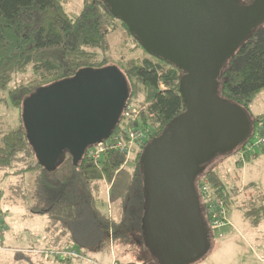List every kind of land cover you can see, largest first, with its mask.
<instances>
[{"label": "water", "instance_id": "95a60500", "mask_svg": "<svg viewBox=\"0 0 264 264\" xmlns=\"http://www.w3.org/2000/svg\"><path fill=\"white\" fill-rule=\"evenodd\" d=\"M143 50L182 71L184 111L143 148L142 230L159 264H191L210 247L197 176L251 136L242 108L216 96L217 75L249 33L264 22V0H102ZM126 80L115 66L82 68L39 87L21 119L37 161L53 170L64 152L76 164L105 140L126 105Z\"/></svg>", "mask_w": 264, "mask_h": 264}, {"label": "trees", "instance_id": "16d2710c", "mask_svg": "<svg viewBox=\"0 0 264 264\" xmlns=\"http://www.w3.org/2000/svg\"><path fill=\"white\" fill-rule=\"evenodd\" d=\"M252 1L239 0V3ZM117 23L126 32L127 39L120 46L126 51L118 53L116 62H111L113 50L109 34ZM106 66L117 67L128 88L126 105L113 132L119 127L125 110L136 108L139 113L133 123H139L150 135L147 144L184 111L179 93L182 71L147 54L126 24L113 15L102 0H83L74 16L67 13L64 0H0V105L7 103L16 110L20 120L17 128L0 129V169L12 168L24 160L26 153H32L39 168L38 196L42 198L44 208H53L57 215L68 220L74 218L77 205L93 202L88 196L90 191L99 189V182L111 184L115 173L125 164V154L107 149L98 155L96 163L88 156L89 147L76 164L64 152L53 170L44 168L27 141L21 119L22 102L39 87L70 78L79 69ZM29 69L33 71V78L10 86L15 75ZM216 80L217 98L246 111L252 99L264 89V22L255 27L224 62ZM249 121L251 136L234 150L241 153L243 159L239 158V162L264 156V141L255 144L257 139L264 140V114L249 118ZM145 145L132 148L131 187L124 196L126 200L122 199L112 208L120 217V222L114 224L113 233L132 232L137 242L143 243L144 196L140 158ZM218 168V165L206 166L195 180L201 218L209 238L212 237L209 208L214 204L222 205L225 217L230 201L239 194V191H227ZM204 183L206 190L202 191ZM263 209L247 210L244 216L258 221ZM151 260L159 264L155 254L148 255L146 262Z\"/></svg>", "mask_w": 264, "mask_h": 264}, {"label": "rangeland", "instance_id": "374dc122", "mask_svg": "<svg viewBox=\"0 0 264 264\" xmlns=\"http://www.w3.org/2000/svg\"><path fill=\"white\" fill-rule=\"evenodd\" d=\"M64 2L67 13L74 16L83 0ZM126 39L124 28L117 23L109 34L111 62H116L118 53H125L120 46ZM31 78L29 69L15 75L10 86ZM246 113L251 119L264 114V89L252 99ZM19 125L16 110L2 102L0 129ZM239 158L241 153L234 151L208 164L218 165L227 191L239 194L230 201L223 225L211 231L209 250L191 264H264V212L258 221L244 217L247 210L264 207V156L242 162ZM127 161L111 184L99 182V189L90 191L91 204L76 206L72 220L57 215L53 208H44L38 196L39 168L32 153H26L12 168L0 169V264H158L146 262L154 252L146 243L137 242L134 233H113L120 217L112 208L131 187L132 153ZM71 251L75 256L65 254Z\"/></svg>", "mask_w": 264, "mask_h": 264}, {"label": "built area", "instance_id": "2783aa9c", "mask_svg": "<svg viewBox=\"0 0 264 264\" xmlns=\"http://www.w3.org/2000/svg\"><path fill=\"white\" fill-rule=\"evenodd\" d=\"M139 110L136 108H130L123 113V118L116 131L112 132L108 138L90 147L88 150V156H90L96 163L98 162V155L105 150H118L125 154L127 158L132 153V148L141 147L146 144L150 135L146 133L138 123L135 125L133 122L138 117ZM264 140L257 139V145H260ZM201 187V186H200ZM202 191L206 190L205 183L201 187ZM222 205L214 204L209 208V224L212 230H215L223 225V208ZM65 254L75 256V252H65Z\"/></svg>", "mask_w": 264, "mask_h": 264}, {"label": "crops", "instance_id": "0c3cea01", "mask_svg": "<svg viewBox=\"0 0 264 264\" xmlns=\"http://www.w3.org/2000/svg\"><path fill=\"white\" fill-rule=\"evenodd\" d=\"M237 197H238V195H237ZM237 198H235V200H236ZM239 208V207H238ZM245 217V216H244ZM113 261V260H112Z\"/></svg>", "mask_w": 264, "mask_h": 264}]
</instances>
